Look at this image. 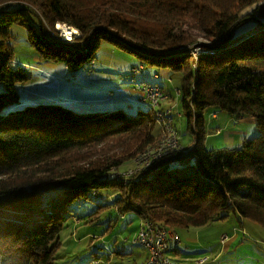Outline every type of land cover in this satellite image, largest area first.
I'll use <instances>...</instances> for the list:
<instances>
[{"label": "trees", "instance_id": "16d2710c", "mask_svg": "<svg viewBox=\"0 0 264 264\" xmlns=\"http://www.w3.org/2000/svg\"><path fill=\"white\" fill-rule=\"evenodd\" d=\"M263 2L0 0V264H54L67 206L100 189L122 193L114 201L120 217L132 212L181 237L183 228L205 226L232 210L264 226V22L240 14L248 7L253 14ZM251 18L262 27L234 37L236 27ZM59 23L80 31L77 42L58 38ZM15 24L25 28L41 58L69 71L91 66L104 40H111L139 54L133 76L148 66L159 70L150 73L156 79L163 70L182 73L176 94L196 132L194 144L152 154L164 137L155 110H170L176 130L177 117L185 115L163 101L154 109L142 100L144 87L160 88L164 99L173 100L164 85L129 82L147 107L137 114L119 107L85 109L35 94L25 99L22 89L31 74L15 61ZM199 34L211 43L193 62L187 45L197 43ZM210 110L250 116L259 133L238 147L210 149L204 143ZM181 245L172 244L166 253L179 264L172 251ZM148 259L149 250L141 264Z\"/></svg>", "mask_w": 264, "mask_h": 264}, {"label": "rangeland", "instance_id": "374dc122", "mask_svg": "<svg viewBox=\"0 0 264 264\" xmlns=\"http://www.w3.org/2000/svg\"><path fill=\"white\" fill-rule=\"evenodd\" d=\"M15 5L18 6V4ZM15 5L8 7H15ZM252 9L248 7L242 10L240 13L241 16H256L264 22V2L257 6L253 14L249 15ZM261 21L257 18L244 21L236 27L234 37L240 38L244 35L254 33L262 27ZM69 27L72 28L73 26ZM185 27L187 28V25ZM56 29L59 33L62 31L58 28V25ZM12 30L15 33V39L12 40V47L15 61L17 62L16 64H20L25 71L31 74V80L22 89V95L25 99H32L31 95L35 94L52 99L60 98L64 95L69 96L71 99L74 96H78L84 100L88 96L110 95V90H113L114 94H119L123 92L124 88L134 98H137L140 96V91L135 89V87L133 88L129 82H146L164 85L173 96V100H171V106L175 107L173 111L185 114L176 119L177 130H175L178 133L179 140L181 139L180 143L184 144L186 148L194 144L196 132L194 133L190 128L191 121H189L188 115L184 113V108L180 103V97L177 95L180 93V89L178 88L182 84V73L173 72L172 79L174 77L175 82L172 83L173 80L156 79L153 75H149L155 70L159 71L157 68L153 69L148 66L146 70H143L142 75L138 74L133 76L130 73H125L121 67L114 65L111 67H105L101 64L93 66L96 59L91 66L77 71H69L67 68L64 71V69L58 66H64L63 64L46 61L40 57L39 53L31 45L23 26L15 24ZM73 34L75 36L81 35L80 31L79 33ZM58 38L69 43L77 42L74 36H72L71 41L63 36ZM133 39L135 40V38ZM113 43L111 40H104L99 55L102 52H110L114 49L121 59L136 65L140 63L137 52L128 50L122 46H116ZM210 43L207 38L199 34L197 43L187 45L189 54L193 55V62L196 61L202 51L209 50L208 45ZM208 54L213 55L216 52H210ZM90 67H93V69H90ZM80 71L83 72L81 75L79 73ZM90 71H96L99 74ZM82 79L85 80L83 84L86 86L83 88L86 91H90L88 94H85L82 90L75 89L76 86H80L77 83H80ZM147 100L152 102L150 97H147ZM161 101L163 103L168 102L169 104L171 102L167 99ZM56 102L63 101L56 100ZM68 102L74 104L73 101ZM126 103L127 105L123 109L130 114H137L140 110H147V107L138 102L130 101ZM215 112L218 111L211 112L210 110L206 113L208 124H206L204 143L210 149L238 147L244 138H251L259 133L256 121L250 116L243 118L228 117L224 113L225 111H220L225 116L221 114L220 119L211 118V114ZM194 120L195 117L192 116V124ZM159 132L160 127L157 125L154 133L158 134ZM106 144L109 145V143ZM117 146L114 145L113 149H116ZM101 147L102 145H99L97 150L100 151ZM121 194L118 189L113 188L100 189L98 194L90 191L87 196L67 206L70 212L64 218V226L60 232L61 244L55 253L54 264H98L93 262L96 259H100L101 264L142 263L140 260L148 253V250L132 241L137 231L142 228V219L132 212L128 213L126 218L120 217L119 211L115 209L114 201ZM74 217L79 218L81 222L77 223ZM193 230L195 229L191 228L189 230L183 228L180 232L183 237L180 251L183 258H189V261L194 262L206 254H211V256L213 255L212 258L219 260L213 264H219L222 260H227L228 262L226 264H264V226L255 221L243 218L238 212H234L233 210L228 211L227 216L216 217L201 230V233L197 232L198 238L205 243L203 247H191L194 241L189 240V236ZM223 232H227L225 234L230 235L229 240L232 239V242L224 245L225 242L222 243L219 240ZM234 235H236L235 238ZM218 253H220L219 259L216 256ZM209 260L206 263H212ZM179 262L181 263V261Z\"/></svg>", "mask_w": 264, "mask_h": 264}, {"label": "built area", "instance_id": "2783aa9c", "mask_svg": "<svg viewBox=\"0 0 264 264\" xmlns=\"http://www.w3.org/2000/svg\"><path fill=\"white\" fill-rule=\"evenodd\" d=\"M69 29L71 27L67 26ZM74 32H64L60 31L59 36H63L69 41L72 40V36L76 37ZM139 69L134 68V72H138ZM143 92L145 97L143 98L144 102H148L154 109L159 105L160 100H163L162 91L160 88L148 87L144 88ZM150 92V93H149ZM150 97L152 102L147 100V97ZM156 116L159 118L160 123L164 128V137L161 145L158 147V150L152 152V154L163 155L171 149H176L181 147L179 136L175 128L173 127V118L170 115V110L160 111L155 110ZM115 176H121L119 172L114 173ZM141 229L133 237V242L144 245L149 250V259L146 264H179L173 261L170 256H167L170 246H179L182 243V237L175 232L173 229L167 225L159 224L150 220H144L141 225ZM228 234H223L222 240L225 242L229 239ZM207 257L200 258L195 262L197 264H203L206 261Z\"/></svg>", "mask_w": 264, "mask_h": 264}, {"label": "crops", "instance_id": "0c3cea01", "mask_svg": "<svg viewBox=\"0 0 264 264\" xmlns=\"http://www.w3.org/2000/svg\"><path fill=\"white\" fill-rule=\"evenodd\" d=\"M98 64L104 65L105 67H111L112 65L117 66V67H121V69L125 73H130L131 67H133L134 65H136V64H133V63L127 61V60L121 59V57L118 56V53L114 49H112L110 52H102L99 55V57L95 60L93 66H96ZM58 66H60L62 69H64V71L67 70V67H65V66H62V65H58ZM90 72H94L95 74H99L96 71H90ZM79 73L81 75L83 72L80 71ZM149 75L152 76L154 74H149ZM170 76H171V79H172V74H170L169 71H166V70L160 71V75H159L160 78H162V77L163 78H168ZM84 81L85 80H83V79L80 80V83H77L80 86H76L75 89L82 90L85 94H88L90 91L89 90L86 91L84 89L86 87L83 84ZM174 82H175V78H173L172 83H174ZM110 92H111L110 95L88 96L84 100H82L78 96H74L73 99H71L67 95H64V96H61L60 98H55V99L48 98V97H46V98L44 97V98L47 99V100H49V101H54V100L55 101L56 100H60V101H63V102H65V101L66 102L73 101L74 104H76L80 108L93 109V110L94 109L102 110V109H105V108L114 109V108H118V107L119 108H124V106L127 105L126 102H130V101L139 102V100H137L136 98H134V96L131 93H129L128 90H126L125 88L123 89V92H121L119 94H117V93L114 94L113 90H110ZM168 101H171V100L169 99ZM171 105H172V102H170V104L168 102H164V104H163V106H171ZM221 114H223V113H221V112L220 113L219 112H215V113L211 114V118H217V119L219 118L220 119ZM140 219H141V217H140ZM205 226H207V225H205ZM205 226L194 228L195 230L191 231V233H190L191 235L190 236L188 235L189 236V240H193L194 241V243L191 244V247L192 248L193 247L194 248H199V247H203L204 246L205 243L198 238L197 232H200L201 233V230ZM189 230H191V228H189ZM225 233H227V232H223L220 235V238H219V240L222 243H224V242H223V240H222L221 237ZM229 237H230V235H229ZM235 237H236V235H234V238ZM228 240L229 239H227L225 241V244L224 245L229 244L230 242H232V239H230L229 241ZM200 249H202V248H200ZM219 254L220 253H218V255H216V256H218L217 259H219V257H220ZM172 255H173L174 259H176L177 261H181V263H185V264H196L193 261H189L190 260L189 258H183L180 249L179 250L172 251ZM147 256H148V253L143 256V258L140 260V262L145 261L146 258H147ZM204 257H208L207 260H209V257H211L209 261H212V263H210V264H213L216 261H219V260H215V258H212L213 255L211 256V254H206L202 258H204ZM206 262H205V264H209V263H206ZM221 262L219 264H226L228 261L227 260H222Z\"/></svg>", "mask_w": 264, "mask_h": 264}, {"label": "bare ground", "instance_id": "6f19581e", "mask_svg": "<svg viewBox=\"0 0 264 264\" xmlns=\"http://www.w3.org/2000/svg\"><path fill=\"white\" fill-rule=\"evenodd\" d=\"M58 28L61 29V30L64 31V32L66 31L67 33H68V32L79 33V31L77 30L76 27H72L71 29H69V28L67 27V25H65L64 23H59V24H58Z\"/></svg>", "mask_w": 264, "mask_h": 264}]
</instances>
